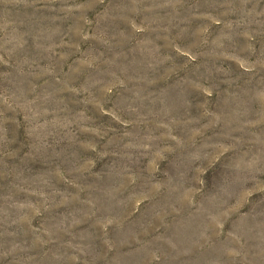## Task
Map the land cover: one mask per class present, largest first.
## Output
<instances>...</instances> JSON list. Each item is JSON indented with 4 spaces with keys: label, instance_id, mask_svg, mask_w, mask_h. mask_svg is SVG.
Wrapping results in <instances>:
<instances>
[{
    "label": "rangeland",
    "instance_id": "rangeland-1",
    "mask_svg": "<svg viewBox=\"0 0 264 264\" xmlns=\"http://www.w3.org/2000/svg\"><path fill=\"white\" fill-rule=\"evenodd\" d=\"M0 264H264V0H0Z\"/></svg>",
    "mask_w": 264,
    "mask_h": 264
}]
</instances>
